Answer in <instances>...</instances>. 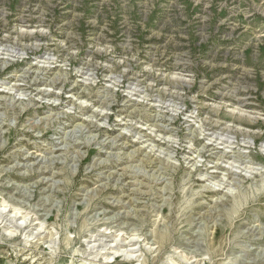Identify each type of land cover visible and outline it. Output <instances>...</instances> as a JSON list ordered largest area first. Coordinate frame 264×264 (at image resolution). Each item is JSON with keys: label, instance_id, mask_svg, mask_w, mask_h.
<instances>
[{"label": "rangeland", "instance_id": "rangeland-1", "mask_svg": "<svg viewBox=\"0 0 264 264\" xmlns=\"http://www.w3.org/2000/svg\"><path fill=\"white\" fill-rule=\"evenodd\" d=\"M0 264H264V0H0Z\"/></svg>", "mask_w": 264, "mask_h": 264}, {"label": "bare ground", "instance_id": "bare-ground-1", "mask_svg": "<svg viewBox=\"0 0 264 264\" xmlns=\"http://www.w3.org/2000/svg\"><path fill=\"white\" fill-rule=\"evenodd\" d=\"M49 63V62H48ZM44 65V64H43ZM91 74V73H90ZM65 83V82H64ZM57 84V83H56ZM96 117V116H95ZM93 124V123H92ZM92 124H89V126H88V128H91V127H93V126H95V125H93V126H91ZM241 130V129H240ZM156 162V161H155ZM149 163V162H148ZM150 164V163H149ZM23 166V165H22ZM26 167V166H25ZM166 171V170H165ZM226 183H227V181H226ZM169 236V235H168ZM161 237V236H160ZM169 238V237H168ZM160 239L161 238H159V241H160ZM78 240H79V237H78ZM166 241H167V239H165ZM162 242H164V241H162ZM165 244V243H164ZM161 245V243L159 244V246ZM163 247H165V245H163ZM111 249V248H110ZM160 249V248H159ZM147 263V262H146Z\"/></svg>", "mask_w": 264, "mask_h": 264}]
</instances>
